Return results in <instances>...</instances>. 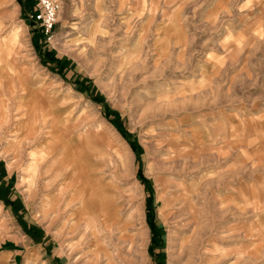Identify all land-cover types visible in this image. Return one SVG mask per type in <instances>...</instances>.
Wrapping results in <instances>:
<instances>
[{
    "label": "rangeland",
    "instance_id": "1",
    "mask_svg": "<svg viewBox=\"0 0 264 264\" xmlns=\"http://www.w3.org/2000/svg\"><path fill=\"white\" fill-rule=\"evenodd\" d=\"M54 1L56 28L38 36L0 0V248L67 264H264V0ZM80 203H94L91 223Z\"/></svg>",
    "mask_w": 264,
    "mask_h": 264
},
{
    "label": "trees",
    "instance_id": "2",
    "mask_svg": "<svg viewBox=\"0 0 264 264\" xmlns=\"http://www.w3.org/2000/svg\"><path fill=\"white\" fill-rule=\"evenodd\" d=\"M26 0H17V3L21 6V17L23 18H26V14H25V11H26V7H25V4H26ZM33 2L32 0L30 1V7H32L33 5ZM27 22H29V24H33V21L29 20L28 18H26ZM56 28V26H55ZM40 33V35L38 36H44L43 32L41 29H37ZM38 39L36 38V40L33 39V43L35 45V48L37 50V53H38V56L41 58V60L43 61L44 64H48L49 66H52V70H56V71H59V73L62 74V71H63V61H60V60H56L54 58V54L50 51H45L44 53H41L40 51L38 52V49H39V44H38ZM54 67H56L54 69ZM75 85V89L76 91L80 92L81 94H84L85 96H90L88 94L89 92V81L88 80H78L74 83ZM91 100L94 102V103H97L99 105H102L103 102L102 100L97 97V96H93L91 95ZM105 109V112H104V115L106 117V119H110V111H108L106 109V107L104 108ZM109 122H111V124L115 127V129L122 135L124 136V132L123 130L120 128V125L117 121V119H112V120H109ZM129 146L130 148L134 151V152H138L137 151V145H135L134 143H131L129 141ZM139 181L141 182V184L145 187V190L147 191L148 193V197H147V217H148V220H147V223L151 229V232H152V243L153 244H156L157 245V248L160 250V254H162V247L164 245V241H163V237H162V234H161V226L159 224H156V222L154 221L155 220V210H154V204H153V195H152V191L150 190V186H149V182L146 181L145 179L139 177ZM152 247V245L150 246V248Z\"/></svg>",
    "mask_w": 264,
    "mask_h": 264
},
{
    "label": "crops",
    "instance_id": "3",
    "mask_svg": "<svg viewBox=\"0 0 264 264\" xmlns=\"http://www.w3.org/2000/svg\"><path fill=\"white\" fill-rule=\"evenodd\" d=\"M13 1L18 6V9H19L20 6L17 3V0H13ZM20 9H21V7H20ZM53 148H55L54 147V139H53V147H52V149ZM47 149H49V146L41 145V148L39 149V152H42L44 154V157L48 158V155L46 154V150ZM33 155L34 156H31L30 159H32L33 157L36 156L35 153ZM56 160H57V158L55 160H53V161H56ZM57 163H59L58 160H57ZM79 176H81V174L80 175L78 174L77 176H72L71 178L78 179L76 182L79 183V182H81L80 181L81 177L79 178ZM63 190H64V188H63ZM79 197H83V196H77L76 198L79 200L80 199ZM76 198L73 197L71 200H73V202H74L75 200H77ZM83 212H85V211L83 210L82 203H80V205L78 207V210L75 211V215H76L78 221H81V219L83 221V218H82L84 216ZM73 215H74V213H73ZM30 230H28V228H26V229L24 228L23 232L25 233V237L26 236L27 237H32V238L36 237L38 232H39L38 229L32 228ZM43 258H45V259H43ZM41 263H44V264H67L62 259V257L52 258L51 256L45 255L44 252H43V249L42 250H38V253L34 254L32 256V255H30V253H26L25 250L22 249V247H20L18 245L16 246V245H14L12 243L7 245L6 247L4 246V247L0 248V264H41Z\"/></svg>",
    "mask_w": 264,
    "mask_h": 264
},
{
    "label": "built area",
    "instance_id": "4",
    "mask_svg": "<svg viewBox=\"0 0 264 264\" xmlns=\"http://www.w3.org/2000/svg\"><path fill=\"white\" fill-rule=\"evenodd\" d=\"M57 5L54 0H36V7L27 18L40 26L43 34L48 36L56 26Z\"/></svg>",
    "mask_w": 264,
    "mask_h": 264
},
{
    "label": "bare ground",
    "instance_id": "5",
    "mask_svg": "<svg viewBox=\"0 0 264 264\" xmlns=\"http://www.w3.org/2000/svg\"><path fill=\"white\" fill-rule=\"evenodd\" d=\"M56 139V140H55ZM55 141H57V138H54V143H55ZM51 143H53L52 141H51ZM56 149H57V147L54 149L55 151H56ZM51 152H53V151H51V149H47L46 150V154L49 156V154H51ZM36 154V153H35ZM32 156H34V155H32ZM58 157H59V159H58V161L60 162V164H64V163H66V161L64 162V156H63V153H59L58 155H57ZM76 165V166H75ZM79 165H80V163H79ZM79 165H77V164H74V167L72 168V169H69V173H71L70 174V177H72V176H77L78 174L80 175H82V171H81V169H79ZM73 166V165H72ZM34 168V167H33ZM74 169V170H73ZM93 181H91L90 183H92ZM75 184H78L77 182L75 183ZM75 190H77V189H75ZM79 192H80V190H79ZM76 195H77V193H76ZM78 196H80V195H78ZM83 206V209H85L87 212H89L88 214H87V216H89V222L91 223L92 222V220H93V218H94V216H93V214H92V210H94V203H87V204H83L82 205ZM88 207H89V209H88ZM92 234H91V236H94V240L96 241V242H99V239L96 237V236H98V234H96L95 233V231H92L91 232Z\"/></svg>",
    "mask_w": 264,
    "mask_h": 264
}]
</instances>
